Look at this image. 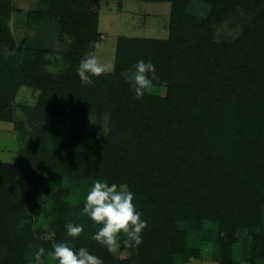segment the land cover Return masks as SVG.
<instances>
[{
	"label": "trees",
	"instance_id": "1",
	"mask_svg": "<svg viewBox=\"0 0 264 264\" xmlns=\"http://www.w3.org/2000/svg\"><path fill=\"white\" fill-rule=\"evenodd\" d=\"M99 1L38 0L17 43L19 9L0 0V121L19 142L0 161V264H29L40 246L57 264L46 253L66 239L104 264H264V0H134L168 7L166 36H118L113 69L82 84ZM141 58L158 79L137 99L125 72ZM21 86L32 104L16 101ZM95 178L135 193L148 221L137 250L90 238L99 225L80 208ZM68 221L84 231L67 236Z\"/></svg>",
	"mask_w": 264,
	"mask_h": 264
},
{
	"label": "clouds",
	"instance_id": "2",
	"mask_svg": "<svg viewBox=\"0 0 264 264\" xmlns=\"http://www.w3.org/2000/svg\"><path fill=\"white\" fill-rule=\"evenodd\" d=\"M85 52L78 62L76 73L82 84H91L93 76H100L113 69V65L103 62L94 51ZM158 79L155 64L143 58L137 59L131 75L128 77L134 97L139 99L150 93L154 81ZM62 183V182H61ZM135 193L125 183L109 182L106 178H95L91 181L80 212L99 225L91 233V239L105 246L111 253L117 252L121 245L137 250L142 242V231L147 226V219L134 203ZM66 235L77 237L84 231V225L68 221L65 223ZM45 248L38 247L29 264H44ZM46 255L57 264H104L103 258L90 251L86 245L74 247L71 240L53 241Z\"/></svg>",
	"mask_w": 264,
	"mask_h": 264
},
{
	"label": "rangeland",
	"instance_id": "3",
	"mask_svg": "<svg viewBox=\"0 0 264 264\" xmlns=\"http://www.w3.org/2000/svg\"><path fill=\"white\" fill-rule=\"evenodd\" d=\"M37 3L38 0H14V6L19 11L11 13L9 25L17 43L25 35L32 36L33 34L25 27V19L21 10L33 9L38 6ZM96 10L98 12V31L101 34V39L96 44L95 53L103 62L113 65L115 42L118 36H166L164 27L167 25L168 7L166 6L155 5V3H138L134 0H100L96 4ZM146 14H150V19L148 25L144 26L141 25L143 23L142 16ZM153 14L158 15L155 17ZM227 29V26L223 27L222 32L227 34L229 32ZM47 46L57 52L63 51L62 45L56 39ZM51 61L50 69L52 71H59L64 67L60 55L57 53L51 56ZM130 75L131 71L125 72L127 78ZM159 90L162 91V88H159ZM16 101L32 104L34 94L28 87L21 86L18 89ZM18 149L19 142L16 133L12 130V124L0 121V161L15 162ZM188 264H213V262L207 258H202L191 260Z\"/></svg>",
	"mask_w": 264,
	"mask_h": 264
}]
</instances>
